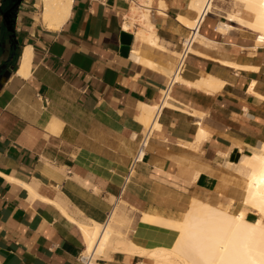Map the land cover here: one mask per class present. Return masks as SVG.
Listing matches in <instances>:
<instances>
[{
	"label": "crops",
	"instance_id": "crops-1",
	"mask_svg": "<svg viewBox=\"0 0 264 264\" xmlns=\"http://www.w3.org/2000/svg\"><path fill=\"white\" fill-rule=\"evenodd\" d=\"M189 2L152 0L144 20L122 0H73L68 20L51 31L36 0H24L17 53L0 20V264H78L86 242L69 218L105 224L115 211L133 245L167 249L178 232L141 221L143 214L177 221L194 199L221 209L242 204L232 157L264 141V47L241 34L227 38L210 17L128 175L146 130L142 106L163 102L196 17ZM142 30L154 31L156 46L137 36ZM27 47L23 78L16 70ZM208 76L220 89L197 86ZM111 251L94 264L151 262Z\"/></svg>",
	"mask_w": 264,
	"mask_h": 264
},
{
	"label": "bare ground",
	"instance_id": "bare-ground-1",
	"mask_svg": "<svg viewBox=\"0 0 264 264\" xmlns=\"http://www.w3.org/2000/svg\"><path fill=\"white\" fill-rule=\"evenodd\" d=\"M237 1L243 4V10L251 17V21L245 22L239 16L233 15L225 16L226 20L234 24H243L245 28L255 33L256 47L264 46V0ZM72 3L73 0H40L39 16L42 25L51 31L59 30L69 18ZM151 3L152 0H139L138 2L139 8L145 11L141 13L144 20H147L148 13L151 12ZM187 7L196 13L195 19L186 24L188 31L192 32L194 43L198 37H201L199 30L203 21L213 12V0H190ZM134 9H131L133 13L136 12ZM218 12L220 15L221 12ZM224 25V23L221 24L217 30L220 32L221 26ZM225 26L229 32L234 29L232 25ZM123 28L128 30V24H124ZM137 36L142 41L156 46L154 31L142 30L137 33ZM189 51L191 54L194 52L192 47ZM31 60V47H27L20 56L16 70L17 76L23 78L29 76ZM223 64L239 68L237 66L239 64L232 62H223ZM245 69L257 70L255 67L248 66ZM175 80L180 81L181 79L176 77ZM218 84H220L218 80L208 76L202 79L197 86L216 91ZM164 106H168L167 102H164ZM156 110L157 107L142 106L141 120L145 125L148 124V127L152 126V129L157 127ZM234 168L238 175L245 178L241 201L243 208L235 213L229 208H216L194 199L181 220L170 221L141 214L143 222L173 228L178 232L177 239L171 248L140 249L130 240L122 238L108 221L105 224L95 222L81 224L69 219L80 229L86 242L87 252L95 250L94 259L108 251L120 250L143 256L152 264H264V141L260 142L254 152L241 154L238 161L234 163ZM243 171H247L248 174L244 175ZM249 210L256 214L255 221L247 218Z\"/></svg>",
	"mask_w": 264,
	"mask_h": 264
},
{
	"label": "rangeland",
	"instance_id": "rangeland-1",
	"mask_svg": "<svg viewBox=\"0 0 264 264\" xmlns=\"http://www.w3.org/2000/svg\"><path fill=\"white\" fill-rule=\"evenodd\" d=\"M35 4H36L35 11H36V13L38 15V20L40 22V18H39V15H40L39 14V12H40L39 11L40 0H36ZM132 8L134 9V7L131 6V9ZM212 10H213V12L208 15V17L212 18V21H215V23H217V24H219V23L223 24L224 23L225 25H232L234 27V29L229 32V31H227L225 25L221 26V30H220L221 34L229 33V34L226 35V37L228 38L230 36L231 40H233V41L235 40L234 37H236L238 34H241L242 35L241 37H243V38H247V39L255 41V33H253L252 31L248 30L247 28H245V26L243 24H240V23H235L234 24V23H231V22L226 20L227 17H225V16L233 15V16H239L242 20L244 19L243 21H245V22L251 21V17H249L246 14V12H244L245 10H243V4L242 3H240L237 0H213V9ZM134 11H136L137 14L139 13V11H142V13L145 12L142 9L141 10H137L136 8L134 9ZM214 11H216V12H214ZM218 11H220L222 13V14L220 13V15H222V16L219 15ZM217 12H218V14H217ZM136 13L134 12V14H136ZM149 14L150 13H148V16H149ZM138 16H140V14ZM138 16H137V18H138ZM40 24H41V22H40ZM262 47H264V46H262ZM262 49H264V48H262ZM144 126H145L146 129L148 128V124H146ZM233 172L235 174V177L237 178V179H234V181L236 182V185L239 186V182H240L241 186L243 187V191H244L245 178H243L240 175H238L235 171H233ZM243 174L247 175L248 172L247 171H243ZM243 194H244V192H243ZM216 206L217 207H221V205H216ZM228 208H229V210L231 212L235 213L238 210L242 209L243 205L240 204V206L236 207V208H233V206L230 205ZM238 208H240V209H238ZM248 213H250V215H249L250 217L248 218L249 220L255 221L257 219L256 214L253 213L252 210L247 211V214ZM118 220H119V216L115 213V211H113L110 214V216H109L108 222H109L110 226L113 229H115L116 232H118L122 238L126 239L124 237L123 233L121 232V230L118 227ZM122 223H123V221L120 220V224L121 225H122ZM150 264H152V263L150 262Z\"/></svg>",
	"mask_w": 264,
	"mask_h": 264
},
{
	"label": "built area",
	"instance_id": "built-area-1",
	"mask_svg": "<svg viewBox=\"0 0 264 264\" xmlns=\"http://www.w3.org/2000/svg\"><path fill=\"white\" fill-rule=\"evenodd\" d=\"M89 3H96L99 4L100 6H106L107 3L109 2V0H87ZM124 2H126L129 6H132L134 8H136L137 10H141L139 8L138 2L139 0H122ZM123 24L125 23V19H122ZM193 45V37H192V32L189 31V35L186 39L183 40L182 44H181V50L178 54V58H177V66L171 76V80H169L170 82H168V88H166V90L164 91L163 94V102L160 104V106L157 107V110L155 112V116L162 110V108L164 107V100L167 96V92L168 89L170 88V86L172 85V83L175 82V78L178 77L181 72L184 69L186 60L188 58V56L191 54V52L189 51V48L192 47ZM153 129L152 126H149L145 132L141 135L139 142H138V146H137V152L134 156V158L132 159L130 165H129V170H128V175H130L134 168L135 165L141 160L144 150L146 149L147 145H148V141H149V137L152 133ZM94 254H95V250L94 251H89L87 252L86 247L84 249V251L82 252V254H80V256L78 257L77 261L78 264H94L96 259H94Z\"/></svg>",
	"mask_w": 264,
	"mask_h": 264
},
{
	"label": "water",
	"instance_id": "water-1",
	"mask_svg": "<svg viewBox=\"0 0 264 264\" xmlns=\"http://www.w3.org/2000/svg\"><path fill=\"white\" fill-rule=\"evenodd\" d=\"M6 0H0V20L4 32L9 39L14 53L18 51V41L16 39L15 24H16V12L22 5L24 0H10L6 3V6L2 8L1 2ZM15 54H13L14 56ZM239 154H235L232 157V161H238Z\"/></svg>",
	"mask_w": 264,
	"mask_h": 264
},
{
	"label": "flooded vegetation",
	"instance_id": "flooded-vegetation-1",
	"mask_svg": "<svg viewBox=\"0 0 264 264\" xmlns=\"http://www.w3.org/2000/svg\"><path fill=\"white\" fill-rule=\"evenodd\" d=\"M8 1H10V0H6L5 2H4V1L1 2V6H2V8L6 6V3H7Z\"/></svg>",
	"mask_w": 264,
	"mask_h": 264
}]
</instances>
